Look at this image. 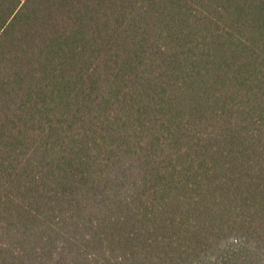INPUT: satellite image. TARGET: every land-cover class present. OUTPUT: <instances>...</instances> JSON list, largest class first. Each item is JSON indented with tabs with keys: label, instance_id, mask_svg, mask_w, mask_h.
<instances>
[{
	"label": "trees",
	"instance_id": "trees-1",
	"mask_svg": "<svg viewBox=\"0 0 264 264\" xmlns=\"http://www.w3.org/2000/svg\"><path fill=\"white\" fill-rule=\"evenodd\" d=\"M0 264H264V0H0Z\"/></svg>",
	"mask_w": 264,
	"mask_h": 264
}]
</instances>
